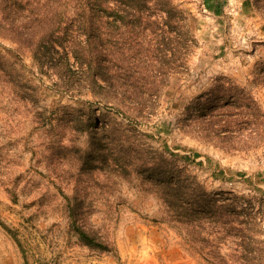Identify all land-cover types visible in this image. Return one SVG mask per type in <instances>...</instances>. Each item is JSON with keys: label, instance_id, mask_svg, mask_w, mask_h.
Masks as SVG:
<instances>
[{"label": "rangeland", "instance_id": "obj_1", "mask_svg": "<svg viewBox=\"0 0 264 264\" xmlns=\"http://www.w3.org/2000/svg\"><path fill=\"white\" fill-rule=\"evenodd\" d=\"M1 1L0 20L7 15ZM213 1L223 4L220 13L209 10L205 0H174L185 10L197 42H188L185 62H172L160 101L149 103L140 115L123 116L115 112L113 100L106 105L99 94L69 86L49 61L42 69L29 48L8 37L13 32L0 28V264H205L203 253L188 255L182 249L184 237L172 229L161 199L137 173L124 178L106 169L112 165L101 166L94 174L81 171L75 187L70 178L78 173L74 159L79 155L71 139L77 135L84 151L90 148L91 131L111 128L112 148L127 154L124 163L147 149L161 150L165 143L181 154L199 151L189 172L209 190L227 191L226 203L236 201L241 211L253 209L259 222L255 239L263 244L264 142L241 134L244 127L264 129L263 120L233 124L228 131L235 137L215 139V145L182 128L188 101L206 93L203 100L217 98L219 88L226 91L219 102L231 100L236 109L247 91L264 113V11L254 0ZM15 15L21 16L12 10L9 19ZM171 36L178 39L180 32ZM73 68L80 71L76 63ZM199 113L194 110L193 116ZM160 119L170 122L168 133L157 131ZM199 161H208V168ZM220 166L226 168L223 180L212 177ZM77 202L80 223L94 229L112 251L79 240L69 215ZM223 240L224 253L234 252V237Z\"/></svg>", "mask_w": 264, "mask_h": 264}, {"label": "trees", "instance_id": "obj_2", "mask_svg": "<svg viewBox=\"0 0 264 264\" xmlns=\"http://www.w3.org/2000/svg\"><path fill=\"white\" fill-rule=\"evenodd\" d=\"M1 2L7 15L0 20V28L13 32L8 37L21 47L29 48L42 69L49 61L52 69L69 86L99 94L106 105L113 100L115 112L123 116L129 113L140 115L149 103L159 102L167 75L173 68L172 62L178 58L185 62L189 53L188 42H197L193 35L191 37L185 10L174 0ZM205 2L215 13L223 9V4L218 1ZM254 5L264 11V0H254ZM12 10L21 16L9 19ZM3 20L7 21L3 23ZM174 30L180 32L178 39L171 36ZM144 35L148 38L144 39ZM55 52L59 53L57 58ZM136 54L142 56L141 59L136 60ZM73 63L79 67V72L73 68ZM216 91L217 98L203 100L206 93L188 101L185 117L181 120L184 133L215 145V139L224 142L235 137L232 131H228L235 123L264 122L260 103L250 92L242 91V103L235 109L231 100L219 102L226 92L224 89ZM194 110H200L196 117L193 116ZM236 110L240 117L236 116ZM98 120L95 119L96 123ZM192 123L199 125L193 127ZM216 124L221 126L218 128ZM246 128H243L242 135L249 140L264 142V129ZM170 130V122L160 119L157 131L168 133ZM110 131L112 128L91 131L90 148L84 151L78 145L77 135L71 139L69 145L74 146L79 155L74 159L78 162V173L71 174L70 178L75 187L80 185L81 171L94 174L102 170L101 166L112 165L106 169L112 175L124 178L137 173L149 190L161 199L172 229L184 237L180 244L185 253H203L205 264H264V242L255 239V229L259 226L256 212L237 209L236 201L226 203L225 200L229 199L224 197L227 191H211L189 172L190 163L201 156L199 151H192L191 155L181 154L165 143L161 150L147 149L145 153L139 152L137 159H126L129 163H124L127 154L112 148ZM105 144L109 154L105 151ZM221 148L229 150L225 146ZM199 164L204 168L209 165L208 161H199ZM225 174L224 166L212 171V177L217 180H223ZM68 198L71 201V197ZM80 212L78 202L69 210L79 240L88 247L112 251L94 229L80 223ZM217 234L224 235L217 237ZM226 237H234L231 241L234 252L231 254L224 253L223 238Z\"/></svg>", "mask_w": 264, "mask_h": 264}]
</instances>
